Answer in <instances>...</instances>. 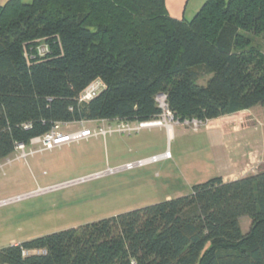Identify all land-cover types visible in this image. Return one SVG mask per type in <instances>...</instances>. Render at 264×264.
Returning <instances> with one entry per match:
<instances>
[{
  "label": "trees",
  "instance_id": "obj_1",
  "mask_svg": "<svg viewBox=\"0 0 264 264\" xmlns=\"http://www.w3.org/2000/svg\"><path fill=\"white\" fill-rule=\"evenodd\" d=\"M159 94L180 121L264 106V0H206L191 19L166 0L0 5V160L58 122L155 120ZM0 264H264V168L11 244Z\"/></svg>",
  "mask_w": 264,
  "mask_h": 264
},
{
  "label": "rangeland",
  "instance_id": "obj_2",
  "mask_svg": "<svg viewBox=\"0 0 264 264\" xmlns=\"http://www.w3.org/2000/svg\"><path fill=\"white\" fill-rule=\"evenodd\" d=\"M244 118L235 114L220 122L236 123ZM168 121L173 132L152 126L131 134L92 136L52 149L39 150L43 143L30 142L24 149L18 146L0 160V248L161 202L168 196L186 195L195 184L221 175L228 161L227 149L236 144L234 136L219 142L215 137L223 135L214 126L217 121L174 124L170 117ZM99 126L108 123L71 122L62 130ZM167 151L169 158L137 164ZM247 218L245 230L250 224Z\"/></svg>",
  "mask_w": 264,
  "mask_h": 264
},
{
  "label": "crops",
  "instance_id": "obj_3",
  "mask_svg": "<svg viewBox=\"0 0 264 264\" xmlns=\"http://www.w3.org/2000/svg\"><path fill=\"white\" fill-rule=\"evenodd\" d=\"M8 0H0V5ZM206 0H166V6L169 14L175 18L191 19L200 10ZM242 115L244 120L236 123H227L222 121L224 116L208 121H217V130L221 132L223 137H215L219 142H228L229 135H233L236 143L232 149H227V165L221 176L224 181H232L254 174L260 168H264V106L258 105L250 109L242 110L231 115ZM229 116V115H225ZM166 127V126H165ZM212 127V126H209ZM168 132H173V127H166ZM169 152V151H167ZM238 174V175H237ZM170 196L167 197L169 199ZM247 217L241 218V225L244 232L250 229V224L245 230L243 221ZM248 219V218H247ZM17 242H12L15 244Z\"/></svg>",
  "mask_w": 264,
  "mask_h": 264
},
{
  "label": "built area",
  "instance_id": "obj_4",
  "mask_svg": "<svg viewBox=\"0 0 264 264\" xmlns=\"http://www.w3.org/2000/svg\"><path fill=\"white\" fill-rule=\"evenodd\" d=\"M45 47H41L40 51H45ZM103 86V83L100 81H96L89 85L85 91L80 96V101H88L96 96V94L100 91L101 87ZM157 101L159 103V106L162 109V114L159 118L152 120V121H146V122H137V123H125V122H116V124L111 125V123H108V126H99L96 128H90V127H83L82 129H76L72 131L62 130V127L64 125H68L69 123H62L58 122L54 125V127L44 136L35 137L31 140L32 144L35 143H43V147H41L39 150L44 149H52L56 146H61L63 144L72 143L74 141H79L82 139H86L92 136H100V135H107L109 133L119 132L122 134H131L134 132H137L145 127H152V126H166L171 127L172 124L169 123L168 117H170V120L174 121V124L176 123H184V121H180L179 119H176L172 112L168 108V104L166 102V95L165 94H159L157 96ZM176 119V120H175ZM102 122H106L105 120H101ZM100 121V122H101ZM187 121V120H185ZM188 121H200L197 119H192ZM86 122V121H81ZM201 122V121H200ZM21 148L24 149V144H19ZM27 152L24 151V154ZM170 153L166 152L161 155H155L145 160H140L137 164H143L146 162H157L160 159L169 158ZM132 166L131 164H128L127 167Z\"/></svg>",
  "mask_w": 264,
  "mask_h": 264
},
{
  "label": "bare ground",
  "instance_id": "obj_5",
  "mask_svg": "<svg viewBox=\"0 0 264 264\" xmlns=\"http://www.w3.org/2000/svg\"><path fill=\"white\" fill-rule=\"evenodd\" d=\"M169 153V152H168Z\"/></svg>",
  "mask_w": 264,
  "mask_h": 264
}]
</instances>
